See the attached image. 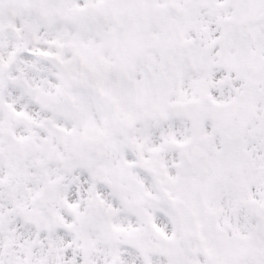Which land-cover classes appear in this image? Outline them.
I'll return each mask as SVG.
<instances>
[{"label": "snow or ice", "instance_id": "snow-or-ice-1", "mask_svg": "<svg viewBox=\"0 0 264 264\" xmlns=\"http://www.w3.org/2000/svg\"><path fill=\"white\" fill-rule=\"evenodd\" d=\"M0 264H264V0H0Z\"/></svg>", "mask_w": 264, "mask_h": 264}]
</instances>
